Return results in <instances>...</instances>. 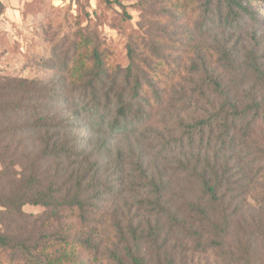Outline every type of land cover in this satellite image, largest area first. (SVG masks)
Masks as SVG:
<instances>
[{
  "label": "trees",
  "instance_id": "1",
  "mask_svg": "<svg viewBox=\"0 0 264 264\" xmlns=\"http://www.w3.org/2000/svg\"><path fill=\"white\" fill-rule=\"evenodd\" d=\"M3 10L0 3V15ZM193 15L209 37L203 42L217 67L206 64L200 49L194 52V103L189 98L182 103L198 109L190 119L176 114L178 128L171 134H152L159 123L147 129L150 96H162L136 61L140 58L132 44L127 45V65L115 67L112 75L93 41L84 42L88 54L75 51L82 41L72 42V54L68 47L55 53L62 70L76 78L68 106V97L61 99L58 87L46 80L0 74L1 214L20 216L25 204L52 209L58 220L65 212L75 219L66 230L76 234L73 241L65 235L60 242L112 264H175L170 242L175 230L188 238L196 234L200 245L205 235L215 232L221 238L238 209L230 181L236 171L230 163L233 152L264 166V104L239 101L237 83L231 81L237 72L257 83L264 78L254 35L238 61L237 28L258 23V13L249 0H202ZM79 116L86 123L81 125ZM182 174L200 188L184 209L167 197L168 177L184 183ZM21 236L0 231V246L28 249ZM40 248L45 252L49 246ZM60 259L46 258L44 264H64Z\"/></svg>",
  "mask_w": 264,
  "mask_h": 264
},
{
  "label": "rangeland",
  "instance_id": "2",
  "mask_svg": "<svg viewBox=\"0 0 264 264\" xmlns=\"http://www.w3.org/2000/svg\"><path fill=\"white\" fill-rule=\"evenodd\" d=\"M117 1L119 4L108 5L101 0H0L4 7L0 15V74L46 80L48 85L58 87L61 99L68 97L65 104L68 106L73 101L76 78L62 70L63 65L56 61L55 53L68 47L72 54V42L82 41L75 51L88 54L90 47H85L84 42L93 41L112 75L115 67L127 65V45L132 44L140 58L136 61L162 96L160 99L150 96L152 109L147 107L144 119L147 129L159 123L152 134H171L178 128L174 120L176 114L190 119L193 110L198 109L182 103L186 98L193 102L198 80L193 81L191 72L192 63H198L194 52L200 49L206 64L216 66L203 42H208L209 37L201 25L195 23L197 17L193 15V11H200L202 0ZM249 3L253 12L258 13L259 22H247L242 29L237 28L238 61H243L242 53L253 44L251 36L254 35L264 69V2L249 0ZM240 71L246 72L244 67ZM245 75L231 74V81L237 83L239 101L264 104V78L257 83ZM228 78L226 75L225 82H229ZM79 117L81 125L86 123L87 119ZM71 121L77 122L73 118ZM83 132L81 128L80 133ZM261 133L264 134V130ZM240 146L237 151L242 150ZM230 163L234 166L232 170H236L230 181L234 193L237 192V216L221 238H216L215 232L205 235L201 245L196 234L188 238L183 231L172 232L170 242L174 246L175 264H264V166L262 163L253 165L248 158L239 159L236 151ZM260 166L262 169L258 171ZM179 177L185 182L177 181L178 177H168L171 187L167 197L172 205L184 209L189 198L196 199L200 188L186 175ZM240 188L246 192L241 194ZM22 213L20 216L0 213V231L21 234L28 247L0 246V264H44L46 258L59 255L64 264H79L81 260L85 264H112L107 259L94 258L82 247L60 242L65 235L70 241L75 238L74 230H66L75 223L71 215L62 212L58 220L54 210L31 204H25ZM213 241L217 246H210ZM45 245L49 249L39 251ZM168 249L171 251L169 245Z\"/></svg>",
  "mask_w": 264,
  "mask_h": 264
}]
</instances>
